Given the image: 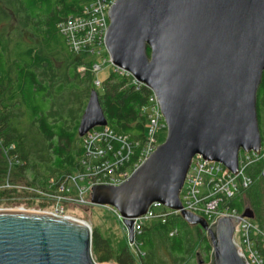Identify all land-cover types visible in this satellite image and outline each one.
<instances>
[{
    "label": "water",
    "instance_id": "1",
    "mask_svg": "<svg viewBox=\"0 0 264 264\" xmlns=\"http://www.w3.org/2000/svg\"><path fill=\"white\" fill-rule=\"evenodd\" d=\"M108 16L111 61L155 93L167 136L126 181L93 186L91 202L120 212L130 242L134 219L154 202L180 210L189 225L206 231L208 264H248L234 241L240 219L220 216L210 226L183 209L181 192L196 155L237 174L241 152L261 151L264 0H116ZM107 124L93 90L79 136ZM92 234L90 224L75 217L0 209V264H101Z\"/></svg>",
    "mask_w": 264,
    "mask_h": 264
},
{
    "label": "trees",
    "instance_id": "2",
    "mask_svg": "<svg viewBox=\"0 0 264 264\" xmlns=\"http://www.w3.org/2000/svg\"><path fill=\"white\" fill-rule=\"evenodd\" d=\"M80 1L0 0V141L7 148L13 146L9 155L35 169L43 190H49L51 179L55 180L53 190L57 189L56 184L79 167L83 144L78 130L93 90L99 93L110 128L140 144L145 140L146 115L142 109L151 90L133 85L115 71L97 88L91 57L73 52L59 29L61 22L82 15L87 0L82 5ZM83 66L86 69L81 71ZM258 115L264 142V74ZM248 173L253 183L224 205L241 214L251 212L264 228V192L260 187V182L264 183V159L253 164ZM135 240L144 264H160L157 250L161 245L179 264H196L191 255L197 244L205 262L211 260L212 246L206 231L189 225L179 214L150 221ZM92 245L100 261L114 257L109 239L98 228L93 229ZM116 260L134 264L135 257L123 246Z\"/></svg>",
    "mask_w": 264,
    "mask_h": 264
},
{
    "label": "built area",
    "instance_id": "3",
    "mask_svg": "<svg viewBox=\"0 0 264 264\" xmlns=\"http://www.w3.org/2000/svg\"><path fill=\"white\" fill-rule=\"evenodd\" d=\"M115 1L87 0L82 15L61 22L59 29L67 37L73 52L85 53L91 57V69L95 74L94 84L97 88L101 87L102 82L96 75L106 65L112 66L120 75L128 77L133 85L146 86L128 71L113 65L111 61L106 47V35L110 24L108 12ZM105 53L108 57H104L101 63L96 61V58L103 57ZM85 69V66L80 68L81 71ZM142 111L146 115L143 144L130 140L127 135L117 133L108 125L91 129L82 137L83 154L79 167L68 174L61 183L56 184L57 189L53 190L55 185L53 179L49 182V190L38 188L37 192L40 195L37 200L38 208L32 210L70 216L67 214V204L84 206L92 204L90 195L93 186L119 185L126 181L161 143L159 130L167 129L164 115L152 90L149 102ZM9 148H6L5 152H8ZM263 159L264 144L259 153L241 152L239 171L234 174L222 163L207 160L198 154L192 159L181 192L183 209L203 216L210 226L220 216L240 219L234 241L248 264H264V228L252 217L231 210L224 204L253 183L248 169ZM109 207L120 220H123L115 207ZM169 213L180 215V210H171L159 202H154L146 214L134 219L135 239L136 234L142 232L145 224L154 219L164 218ZM126 232L128 235V229ZM135 239L133 242L129 241V244L134 248L136 256H143Z\"/></svg>",
    "mask_w": 264,
    "mask_h": 264
},
{
    "label": "rangeland",
    "instance_id": "4",
    "mask_svg": "<svg viewBox=\"0 0 264 264\" xmlns=\"http://www.w3.org/2000/svg\"><path fill=\"white\" fill-rule=\"evenodd\" d=\"M104 57H108V55L105 53L103 57L96 58V61L99 63L102 62ZM114 71L113 67L110 65L104 66L100 71H98L96 77L103 82L108 78V76L111 74V72ZM263 125V124H262ZM167 136V129L166 128H161L159 130V140L162 143ZM264 136V132H263ZM264 144V142H263ZM1 152L5 153L3 150ZM256 182H259V177L256 179ZM5 179L0 182V193L2 190H4L5 187H7ZM5 186V187H4ZM260 187L262 188V191L264 192V183L260 182ZM246 198V203L249 206V201ZM4 199L0 198V208H19L26 206L25 204H21V201H16L18 202L17 204H14L10 202H7ZM20 203V204H19ZM67 214L70 215L71 217H75L81 220H84L86 222H89L92 226V228H98L102 234V236L106 239H109L111 243V248L114 251V257L110 261H100L98 259L97 254L93 253V256L95 260L98 263L104 264V263H114V264H119L116 260V256L119 253L120 249L123 246H127L129 251L134 255L135 257V262L134 264H144L143 261L139 258V256H135L134 248L129 244V238L127 235V228L126 225L124 224L123 220H120V218L117 216V214L109 207V206H104V205H96V204H90L88 206L84 205H69L67 204ZM264 207V203H263ZM30 209L32 208H38V204L36 203L34 206L29 207ZM128 240V241H127ZM193 255H191L194 259L196 264H208L205 262V254L201 247L197 244L195 245V248L192 252ZM157 256L159 258L160 264H179L178 260H175L173 256L170 255L168 250L164 245H161L158 250H157Z\"/></svg>",
    "mask_w": 264,
    "mask_h": 264
},
{
    "label": "flooded vegetation",
    "instance_id": "5",
    "mask_svg": "<svg viewBox=\"0 0 264 264\" xmlns=\"http://www.w3.org/2000/svg\"><path fill=\"white\" fill-rule=\"evenodd\" d=\"M6 148L0 141V182L5 179L4 185L8 184L0 193V198L13 205L18 203L16 201H21V204L26 205L23 208L28 209L38 203L37 200L40 198L37 192V189L41 187L40 177L34 171L35 169L32 171L26 167L25 161L5 152Z\"/></svg>",
    "mask_w": 264,
    "mask_h": 264
},
{
    "label": "crops",
    "instance_id": "6",
    "mask_svg": "<svg viewBox=\"0 0 264 264\" xmlns=\"http://www.w3.org/2000/svg\"><path fill=\"white\" fill-rule=\"evenodd\" d=\"M84 1H85V0H81V1L79 2V3H80V5H82V4L84 3Z\"/></svg>",
    "mask_w": 264,
    "mask_h": 264
}]
</instances>
